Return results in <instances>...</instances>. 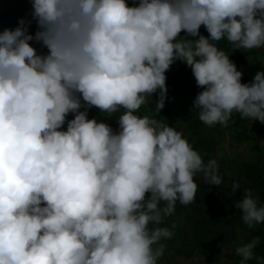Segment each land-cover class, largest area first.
Listing matches in <instances>:
<instances>
[{"label":"clouds","instance_id":"clouds-1","mask_svg":"<svg viewBox=\"0 0 264 264\" xmlns=\"http://www.w3.org/2000/svg\"><path fill=\"white\" fill-rule=\"evenodd\" d=\"M31 9L0 32V264H159L175 228L161 225L193 202L195 177L211 186L222 177L165 118L138 113L158 93L160 114L166 72L180 61L202 89L192 105L202 123L227 126L235 113L264 124V70L241 83L218 47L264 48V0H31ZM92 109L121 113L118 128L89 119ZM242 191L243 222L264 223V205ZM259 243L235 248L239 264H264Z\"/></svg>","mask_w":264,"mask_h":264},{"label":"rangeland","instance_id":"rangeland-1","mask_svg":"<svg viewBox=\"0 0 264 264\" xmlns=\"http://www.w3.org/2000/svg\"><path fill=\"white\" fill-rule=\"evenodd\" d=\"M21 0H0V11L9 5L19 4ZM129 6H133L138 0H126ZM205 29L204 26H201ZM38 52L47 53V49L36 47ZM250 63L253 65H264V54L250 50ZM180 61H176L166 73L174 74ZM158 93L153 94L152 101L142 106L139 115H150L158 120L164 118L176 130L182 132L184 138L192 147L200 153L207 162L215 159L218 164V172L222 177V188L212 202L201 201L199 191L203 181V176L198 174L195 182L198 184V191L193 202L176 205L173 215L167 217L161 226L175 225L173 236L169 240H164V255L160 258L159 264H237L240 257L235 255V248L250 242L253 238L264 234V223L256 224L253 227L247 226L241 219V213L234 206V201H239L243 197V189L250 188L253 195L258 197L253 179L257 177L259 171L254 174L252 165H259L264 174V124L259 121L248 120L245 132L238 136L231 127L214 125L207 126L202 123L198 116L182 115L178 112L179 100L175 99L168 112L155 110V101ZM123 111V110H121ZM121 113H115L111 119H107L104 113L97 117L105 122L115 123ZM191 121H199L200 128L193 130L189 128ZM252 169V171H251ZM239 182L241 190L232 194V184ZM205 218L209 228L207 242L203 245L202 251L195 252L191 258L178 255V250L186 251L192 247L196 226L200 218ZM240 225H243L240 228ZM226 240L223 248H219L220 238ZM188 246H187V245ZM203 251L213 253L212 259H207Z\"/></svg>","mask_w":264,"mask_h":264},{"label":"trees","instance_id":"trees-1","mask_svg":"<svg viewBox=\"0 0 264 264\" xmlns=\"http://www.w3.org/2000/svg\"><path fill=\"white\" fill-rule=\"evenodd\" d=\"M31 0H21L19 4L9 5L6 9L0 11V32H3L4 29H15L18 26V22L20 19H31ZM30 33L34 34L36 31L35 22H33L32 26L29 29ZM200 34L207 37L209 34L206 29H200ZM181 35H185L183 32ZM190 39H196L189 37ZM33 43L34 47L40 46L37 43ZM218 47L225 50L229 56V59L235 63L237 69L242 72L241 83H249L254 75L264 70V65L257 64L253 65L250 63L249 55L250 50H237L229 44L226 40H221L218 42ZM167 80V99L165 102V107L162 109L163 112H168L169 108L172 106V102L175 99L179 100L178 112L182 115H191L198 116V110L192 109L193 102L197 96V94L202 91L196 84V80L192 74L191 69L185 64L180 62L174 74L166 73ZM101 112L97 109H92L89 111L88 118H97ZM74 116L69 114L67 117L68 120L73 119ZM249 119H242L239 114H233L231 120L228 122V126L232 128V130L238 134V136H242V133L245 132V126ZM219 125V124H216ZM111 126L113 129H117L115 123H112ZM66 128V125H65ZM189 128L193 130H198L200 128L199 121H191L189 123ZM206 161L205 158H203ZM252 169H254V174L259 171L257 177L253 179V184L255 185V190L258 192L259 202L264 205V174L259 165H252ZM251 169V171H252ZM222 185L219 186H211L203 179L201 188L199 191V199L201 201L212 202L215 200V196L220 192ZM207 221L205 218H200L198 225L196 226V231L194 234V241L192 243V247L186 249V251L178 250V255L185 256L186 258H191L194 256L195 252L202 251L203 245L207 242V235L209 234V228L207 225ZM243 225H240L242 228ZM225 238L221 237L219 242V248H223L226 244ZM187 245V244H186ZM188 246V245H187ZM203 255L209 260L213 258V253L203 251ZM255 255L259 257H264V234L260 238V243L255 249ZM238 260V263L240 262ZM248 264H256L255 260H251Z\"/></svg>","mask_w":264,"mask_h":264},{"label":"crops","instance_id":"crops-1","mask_svg":"<svg viewBox=\"0 0 264 264\" xmlns=\"http://www.w3.org/2000/svg\"><path fill=\"white\" fill-rule=\"evenodd\" d=\"M256 51H259L260 53L264 54V48L255 49Z\"/></svg>","mask_w":264,"mask_h":264}]
</instances>
